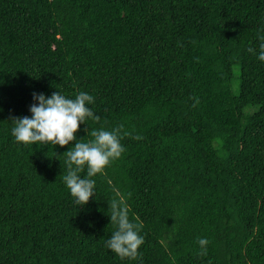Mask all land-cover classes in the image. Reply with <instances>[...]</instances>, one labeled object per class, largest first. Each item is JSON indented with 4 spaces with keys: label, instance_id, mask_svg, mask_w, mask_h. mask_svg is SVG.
<instances>
[{
    "label": "trees",
    "instance_id": "obj_1",
    "mask_svg": "<svg viewBox=\"0 0 264 264\" xmlns=\"http://www.w3.org/2000/svg\"><path fill=\"white\" fill-rule=\"evenodd\" d=\"M261 36L264 0H0V264H264ZM53 92L94 98L77 140L131 134L86 205L63 179L76 141L12 135ZM113 187L137 259L106 246Z\"/></svg>",
    "mask_w": 264,
    "mask_h": 264
},
{
    "label": "clouds",
    "instance_id": "obj_2",
    "mask_svg": "<svg viewBox=\"0 0 264 264\" xmlns=\"http://www.w3.org/2000/svg\"><path fill=\"white\" fill-rule=\"evenodd\" d=\"M261 44L258 59L264 61V36L260 37ZM249 52H254L252 48ZM34 103L30 106L32 116L11 117L14 123L12 135L17 142L24 144L51 143L54 145L66 146L72 141H76L65 154L67 155L68 172L63 179L75 198L78 205H86L90 198L95 195L94 189L96 181L92 179L97 174L106 175L105 168L121 157L125 151L120 140L123 136L131 135L123 131L120 125L111 131L100 129L91 130L88 133L92 140L84 142L77 140L76 133L81 122L86 123V118L99 121L100 117L94 115L86 104H92L94 98L87 93H79L75 99L67 98L60 92H53L50 97L43 93H33ZM38 102V103H36ZM85 131H88L85 129ZM137 140L141 136L134 137ZM75 166V167H74ZM86 176L81 178L80 173L85 171ZM111 184V180L108 181ZM116 197L109 204L111 224L117 226V230L107 241V248L123 258L137 259L138 249L144 243V238L139 233L143 224L136 218L137 222L130 221L129 208L126 198L113 187ZM201 247L200 255H207V245L209 241L204 238L198 239Z\"/></svg>",
    "mask_w": 264,
    "mask_h": 264
},
{
    "label": "rangeland",
    "instance_id": "obj_3",
    "mask_svg": "<svg viewBox=\"0 0 264 264\" xmlns=\"http://www.w3.org/2000/svg\"><path fill=\"white\" fill-rule=\"evenodd\" d=\"M238 70V69H237Z\"/></svg>",
    "mask_w": 264,
    "mask_h": 264
}]
</instances>
